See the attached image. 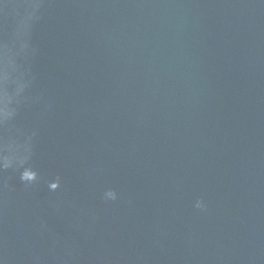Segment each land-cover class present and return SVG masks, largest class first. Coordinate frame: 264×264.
Listing matches in <instances>:
<instances>
[{
	"label": "water",
	"instance_id": "obj_1",
	"mask_svg": "<svg viewBox=\"0 0 264 264\" xmlns=\"http://www.w3.org/2000/svg\"><path fill=\"white\" fill-rule=\"evenodd\" d=\"M0 264H264V0H0Z\"/></svg>",
	"mask_w": 264,
	"mask_h": 264
}]
</instances>
